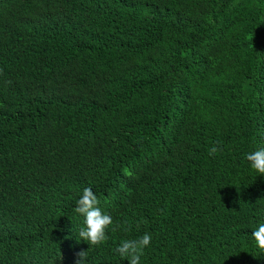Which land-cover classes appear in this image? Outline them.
I'll return each mask as SVG.
<instances>
[{"label": "trees", "instance_id": "obj_1", "mask_svg": "<svg viewBox=\"0 0 264 264\" xmlns=\"http://www.w3.org/2000/svg\"><path fill=\"white\" fill-rule=\"evenodd\" d=\"M259 148L264 0H0V264H264Z\"/></svg>", "mask_w": 264, "mask_h": 264}, {"label": "clouds", "instance_id": "obj_2", "mask_svg": "<svg viewBox=\"0 0 264 264\" xmlns=\"http://www.w3.org/2000/svg\"><path fill=\"white\" fill-rule=\"evenodd\" d=\"M219 148L213 146L209 150V155H214ZM246 159L250 162L251 168L264 175V148H259L247 154ZM99 201L91 187H85L81 197L76 201L73 211L84 217V227L80 229L79 237L90 246L102 244L107 239L106 230L113 224L112 217L102 212L98 207ZM118 227V225L116 226ZM116 230L115 227L113 231ZM256 245L264 251V221H261L256 230L252 232ZM152 236L144 233L135 239L123 240L114 252L125 258L128 264H140V258L144 254V249L150 245ZM88 250H81L76 253V264H85Z\"/></svg>", "mask_w": 264, "mask_h": 264}]
</instances>
